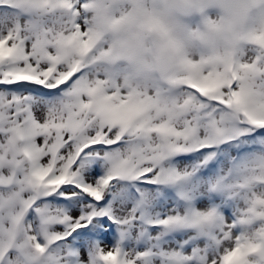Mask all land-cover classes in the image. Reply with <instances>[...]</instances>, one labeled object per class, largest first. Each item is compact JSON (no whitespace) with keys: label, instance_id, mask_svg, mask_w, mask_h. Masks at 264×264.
Instances as JSON below:
<instances>
[{"label":"snow or ice","instance_id":"obj_1","mask_svg":"<svg viewBox=\"0 0 264 264\" xmlns=\"http://www.w3.org/2000/svg\"><path fill=\"white\" fill-rule=\"evenodd\" d=\"M87 9L0 0V264H264V31L139 82Z\"/></svg>","mask_w":264,"mask_h":264},{"label":"clouds","instance_id":"obj_2","mask_svg":"<svg viewBox=\"0 0 264 264\" xmlns=\"http://www.w3.org/2000/svg\"><path fill=\"white\" fill-rule=\"evenodd\" d=\"M84 2L97 43L109 53L104 59L120 79H179L189 62H220L250 33L264 31V0Z\"/></svg>","mask_w":264,"mask_h":264}]
</instances>
